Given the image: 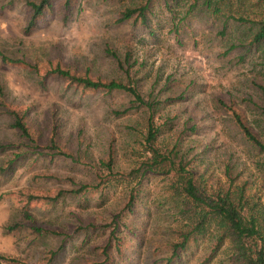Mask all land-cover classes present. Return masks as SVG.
Instances as JSON below:
<instances>
[{"label":"rangeland","instance_id":"1","mask_svg":"<svg viewBox=\"0 0 264 264\" xmlns=\"http://www.w3.org/2000/svg\"><path fill=\"white\" fill-rule=\"evenodd\" d=\"M23 3L24 0H0V55L23 59L37 71L29 65L0 59V143H18L17 134L10 127L9 113L23 111L30 133L39 137L38 144H45L48 129L56 122L62 139L69 138L70 144L75 143L76 137L82 140V160L89 165L75 166L56 157L54 160L42 156L35 158L32 150L25 146L16 149L23 154L6 168L5 162L12 152L7 147L0 149V254L18 260V263L0 264H42L44 249H55L59 245L51 264L101 263L99 247L108 241L109 233L108 229H101L99 223L107 222L119 212L128 183L111 182L101 191L86 189L85 194L74 196L65 192L73 187L72 184L92 178L90 167L98 157H104L108 143L114 151V170L128 169L133 145L130 129L140 125L143 115L133 109L124 111L129 107L128 97L120 92H81L52 77L44 86L37 80L50 61L80 72L87 69L93 77L124 80L114 60L104 53L107 45L119 56L130 49L129 74L139 79V90L144 97L151 89L157 95V89L165 83L167 89L159 93L160 98L184 88L190 91L187 95L193 97L194 103L186 100L160 111L178 112L180 120L189 110L197 113L194 115L197 119L201 117L199 126L202 129L192 139L194 142L200 140L202 145L208 144L201 168L207 165V173L218 175L221 160L230 158L243 169V175L248 176L253 191L264 190V170L257 151L244 142L228 116L214 107L217 98L240 102L247 94L255 97L250 80L264 74V53L246 54L241 61L235 57L241 52L239 48L226 56L218 54L227 47L229 37L216 36L214 27L202 18H186L174 36L168 30L170 22L165 24L163 14L159 13L157 2L154 13L157 12L156 17L164 25L154 36L128 23L117 27L112 22L118 9L131 4L132 0H81L80 9L73 11L65 22L61 20L60 11H55L58 3L54 2L53 10L43 13L28 32L24 31ZM3 168L6 170L2 171ZM57 190H63L64 196L54 204L32 200L28 205L34 224L44 229V235L37 236L29 228L10 229L20 218L19 209L25 203V195L50 196ZM165 195L163 181L158 177L150 178L143 185L141 209L148 210L149 216L141 213L131 218V224L138 229L144 242L169 238L172 222L166 209L172 211V203L167 202ZM92 220L95 228L84 230L83 227L74 232L79 224ZM206 232L186 245L181 264L237 263L227 241L211 252L212 225ZM136 250L133 261L143 264L147 252L144 246Z\"/></svg>","mask_w":264,"mask_h":264},{"label":"trees","instance_id":"2","mask_svg":"<svg viewBox=\"0 0 264 264\" xmlns=\"http://www.w3.org/2000/svg\"><path fill=\"white\" fill-rule=\"evenodd\" d=\"M54 2L58 3L55 11H60L61 20L64 22L72 16L73 11L80 9L81 4V0H24V31L28 32L35 26L43 13L53 10ZM156 2L160 5L159 13L163 14L165 24L170 22L168 30L174 36L186 18H202L211 28L214 27L216 36L229 37L226 40L227 47L218 54L226 56L239 48L241 52L237 56L235 54V57L241 61L246 54L254 56L255 51L264 53V0H132L131 4L118 9L112 22L117 27L128 23L132 28L138 27L149 36H154L156 30L164 25L156 17L157 12L154 13ZM104 53L114 60L124 80L93 77L88 74L87 69L80 72L57 61L47 62V67L37 80L39 85L44 86L47 79L52 77L66 87L81 92H120L128 97L129 107L124 111L133 109L141 111L143 115L140 125L130 129L133 145L130 152L132 163L128 169L114 170V151L108 143L104 157H98L90 167L92 178L72 184L73 187L65 192L74 196L85 194L86 189L96 188L101 191L111 182L128 183L125 201L119 212L113 214L107 222L99 223L101 229H108L109 233L108 241L99 247L100 264H135L133 256L140 246H144L147 252L143 264H181L186 245L206 234L207 227L211 225L214 229L210 239L211 252L227 241L232 248V256L237 261L234 264H264V190L258 193L253 191L248 176L243 175V169L230 158L221 160L218 175L207 173V165L201 168L200 163L204 160L202 155L206 154L208 144L202 145L200 140H192L202 129L199 126L201 117L197 119V113L193 114L189 110L185 118L180 120L178 112L168 114L160 111L164 107L183 104L186 100L194 103L193 97L187 95L190 91L186 92L184 88L176 94H166L160 98L159 93L167 89L165 83L157 89V95L151 89L144 97L139 90V79L131 78L129 74L132 66L130 49H126L119 56L107 45ZM0 59L29 65L37 71L35 66L27 64L23 59H11L3 55H0ZM250 85L254 98L252 94L240 98V102L232 98L227 102L217 98L214 107L228 116L244 142L257 151L260 166L264 170V74L252 78ZM9 114L10 127L14 129L19 141L0 143V149L7 147L12 152L5 162L6 168L23 154L16 149L25 146L32 150L31 155L35 158L42 156L54 160L56 157L75 166L89 165L88 161L82 160V140L76 137L75 143L70 144L69 138L62 139L59 124L56 122L48 129L45 144L42 146L38 144L39 137L32 135L28 129L25 112L11 110ZM4 170L6 169L3 168L2 171ZM154 177L163 181L167 202L172 203V211L166 209L171 216L172 225L168 229L169 238L166 241L154 240L147 243L140 237L138 229L131 224V218L138 217L141 213L149 216L148 210L145 212L141 209L144 204L143 185ZM100 194L102 196L103 192ZM62 196L63 190H57L50 196L25 195V203L19 209L20 218L10 229L29 228L37 236L42 233L44 235V229L34 224L28 205L32 200L54 204ZM83 227L87 230L95 228L96 225L93 220L88 221L86 224H79L74 232ZM60 246L44 249L42 264H51ZM2 262L18 263V260L0 254V263Z\"/></svg>","mask_w":264,"mask_h":264}]
</instances>
